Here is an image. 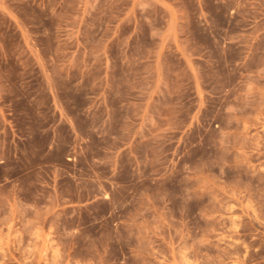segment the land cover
Segmentation results:
<instances>
[{"label": "rangeland", "instance_id": "1", "mask_svg": "<svg viewBox=\"0 0 264 264\" xmlns=\"http://www.w3.org/2000/svg\"><path fill=\"white\" fill-rule=\"evenodd\" d=\"M0 264H264V0H0Z\"/></svg>", "mask_w": 264, "mask_h": 264}]
</instances>
